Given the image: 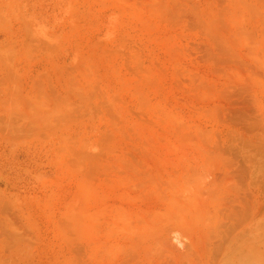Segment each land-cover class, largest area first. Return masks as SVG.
I'll use <instances>...</instances> for the list:
<instances>
[{"label": "rangeland", "instance_id": "obj_1", "mask_svg": "<svg viewBox=\"0 0 264 264\" xmlns=\"http://www.w3.org/2000/svg\"><path fill=\"white\" fill-rule=\"evenodd\" d=\"M0 264H264V0H0Z\"/></svg>", "mask_w": 264, "mask_h": 264}, {"label": "bare ground", "instance_id": "obj_2", "mask_svg": "<svg viewBox=\"0 0 264 264\" xmlns=\"http://www.w3.org/2000/svg\"><path fill=\"white\" fill-rule=\"evenodd\" d=\"M2 188H3V189H5V188H6V186H5V185H2Z\"/></svg>", "mask_w": 264, "mask_h": 264}]
</instances>
